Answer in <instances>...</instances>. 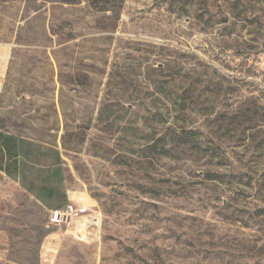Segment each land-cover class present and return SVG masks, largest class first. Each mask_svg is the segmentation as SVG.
Masks as SVG:
<instances>
[{"label": "rangeland", "instance_id": "374dc122", "mask_svg": "<svg viewBox=\"0 0 264 264\" xmlns=\"http://www.w3.org/2000/svg\"><path fill=\"white\" fill-rule=\"evenodd\" d=\"M9 47L0 113L91 211L0 172V264H264V0H0Z\"/></svg>", "mask_w": 264, "mask_h": 264}, {"label": "crops", "instance_id": "0c3cea01", "mask_svg": "<svg viewBox=\"0 0 264 264\" xmlns=\"http://www.w3.org/2000/svg\"><path fill=\"white\" fill-rule=\"evenodd\" d=\"M12 51L11 47L0 49V98L4 93L9 76ZM26 97L25 93L22 94L23 100ZM13 117L6 114L2 116L0 113V172L21 186L31 196L36 199L39 198L40 201H38L48 209H55L59 206H56L54 199L47 196V193H50L47 188L44 190L39 188L41 186L38 178L39 174L45 175L49 172L59 171L62 158L60 144L48 143L44 139H39L37 135L33 137L31 125L13 123L11 121L16 119ZM26 120L35 124L29 118ZM55 190V187L52 188L53 192ZM57 192V194L62 195L59 190Z\"/></svg>", "mask_w": 264, "mask_h": 264}, {"label": "built area", "instance_id": "2783aa9c", "mask_svg": "<svg viewBox=\"0 0 264 264\" xmlns=\"http://www.w3.org/2000/svg\"><path fill=\"white\" fill-rule=\"evenodd\" d=\"M90 207L88 205L79 206L76 203H70L62 209L51 211L52 223L62 226L71 225L74 219L85 218L90 216Z\"/></svg>", "mask_w": 264, "mask_h": 264}, {"label": "trees", "instance_id": "16d2710c", "mask_svg": "<svg viewBox=\"0 0 264 264\" xmlns=\"http://www.w3.org/2000/svg\"><path fill=\"white\" fill-rule=\"evenodd\" d=\"M61 170V168L59 169V171ZM59 171H56V172H54V173H48V174H45V175H42V174H39V178H38V182H39V184H40V186L41 187H39V188H42L43 190L45 189V188H47V190L50 192V193H47V196L49 197V198H51V199H53V198H56V200H60L61 198L59 197L60 196V194H57L58 192H57V187H56V181H57V179H58V174H59ZM54 189V187H55V191L53 192L52 191V188ZM37 200H39L40 201V199L39 198H37ZM61 208H64L63 206H59V207H57V208H55V209H61ZM55 209H52V210H55Z\"/></svg>", "mask_w": 264, "mask_h": 264}]
</instances>
